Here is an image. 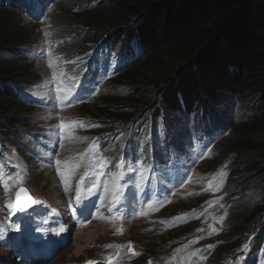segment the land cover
<instances>
[{
	"label": "rangeland",
	"instance_id": "obj_1",
	"mask_svg": "<svg viewBox=\"0 0 264 264\" xmlns=\"http://www.w3.org/2000/svg\"><path fill=\"white\" fill-rule=\"evenodd\" d=\"M5 2L6 0H0L4 7H6ZM44 5V13L38 18L19 13V17L16 19V26L25 30L30 38V43L22 45L19 51L22 52L21 55L23 56L20 61L22 69L27 68L33 72V77L29 79L24 89L29 102L18 111L11 109V105L6 103V108L0 110L3 112L0 113L1 115L10 117L11 120L12 117L15 119L19 117L17 120L19 125L14 126L19 132V138H22L25 143L29 142L25 140L27 132L37 137V142L33 147L34 152H36L34 156H31L29 151L20 149L21 146L18 144L5 146L6 162H13L14 170L8 173L0 170V264H29L14 258L9 248L4 246L9 239V232L21 231L17 226H10L11 220L21 211L7 207L10 203L14 204L19 187L26 188L33 200V207H39V211H41L40 207L51 208L55 214L70 219L73 211L67 209L65 212L68 200L75 196L81 176H84L91 168L94 172V168L98 166L104 168L107 173L105 184L109 189L102 195L104 199L100 201L101 208L112 203V190L116 186L113 182V173L123 171V176L129 178L126 186L122 188L123 192H128L131 179L134 180V184L138 183V190H133L134 196H129L128 203V206L135 205L131 213L136 216L132 218L128 216L126 219L119 220H115L116 217L102 218L82 227L84 231L94 228L100 230L83 248L82 253L75 255L74 258L67 255L68 253L72 254V238L76 229L71 226V219H67L62 229L61 224L58 225L61 232L65 234L64 248L46 264H86L88 261H95L98 264L109 261L116 264H149V262L151 264H264L263 243L251 245L252 247L259 246L256 250V259L252 260L254 262L247 259L246 261L243 260L244 253L250 250L248 244L252 237L248 238L246 244L240 248L237 247V251L243 248V253L233 256L234 250L231 248L235 242L229 230L232 216H229L225 191L228 165L224 160L219 165L215 163L217 161L216 155L220 153L221 149L228 148L227 150H230L237 144V131L239 133L250 131L248 127L252 117L251 112L245 114L246 109L243 110L244 108L240 107L243 111H240L243 113L241 120L246 127L240 130L239 126L234 124L227 131L214 134L201 157L195 158L200 152L202 141L197 140L198 137L193 128L202 132L207 131L208 126L203 125L202 128L198 126L207 119L203 117L201 121H197V117L192 114L187 117H179L176 121L174 118L176 116L170 114L168 121H161L160 118L150 120L141 116L144 110L134 112L135 109L132 107L137 104L136 99H142L149 95L153 88V82L159 78L150 74V76L147 75L146 79L143 77L144 79L137 80L140 77L139 74L144 70L142 68L131 70L128 77H133V80L124 83L129 87L123 85L117 88L118 94L115 93L118 96L116 102L121 105L118 111L121 114L120 119L123 120L117 121L118 118L112 114L114 116L111 115L110 119L106 121L108 126H111L112 129L117 127L116 125L119 123L122 124L119 127L130 126L132 120L139 118V120H143L142 123L145 126L166 125L169 134L164 137L160 131L153 138L146 137L145 142L149 148H152L157 160L148 162V158L140 159L141 151L134 150V148L128 152V159L131 157L133 159L139 158L143 163H138V165L148 168L146 172L131 175L127 167L118 169L116 165L119 159L117 161L116 156H121L123 146L130 144L126 136L128 132L117 134L112 140L116 149L113 147L114 150L107 152L106 150H99L98 144L95 143L96 132L93 130L94 127L99 129L94 123V117L100 116V112L97 110L98 106L103 105L105 99L110 101V98L113 100L115 98L111 97L108 91H104L101 95L93 94L90 99L85 101L71 99L74 87L68 69L75 67L78 62L82 61V56L71 59L75 55L67 56L62 48V44L66 43L56 37L58 30L53 24V20L58 13L60 3L55 6L53 0H45ZM111 25L113 26V24ZM132 59L129 51H117L110 58V63L115 71L127 61L130 63ZM177 60L176 57H165L160 53V60L154 62V65L160 66L158 68L161 76V73L168 71ZM150 69L154 70L153 67ZM108 78V76L102 78L98 85V91ZM140 87L142 93L137 96L132 93L133 88L139 90ZM102 96L108 97L103 98ZM3 101L7 102V100L1 99L0 103ZM6 111L8 112L5 113ZM219 112H221V108L217 110L216 114ZM14 121L16 124V120ZM137 122L134 123L135 132L140 130L139 126L136 125ZM61 123L65 125L63 129L59 127ZM107 128L109 129V127ZM139 133L149 136L143 129ZM59 137H63V139H59ZM51 144L56 146L52 156L55 163L46 164L44 160L48 156L43 153L42 148ZM90 145L95 147L92 153L94 159L89 164L85 153ZM172 145L176 146V151L170 149ZM109 148L111 147L107 149ZM243 149L242 154L247 156L256 153L255 147L251 145ZM110 153L111 158L113 153L115 156L111 160L109 159ZM174 155H179L185 159V164L189 166V169L185 170L184 164L174 170L171 166L172 162L169 167H166ZM252 157L255 158L256 156ZM56 160L62 162L59 165L62 174H57ZM110 162H112L111 165H109ZM73 165L79 166L71 167ZM133 165L131 164V166ZM108 166L112 167L109 168ZM70 167L71 171H69ZM159 170L160 179L157 178L159 181L157 187L156 182L153 181L154 175L149 179V172L159 173ZM249 176L246 174L245 176H237L245 187L244 196L241 195V197L246 202L255 203L261 198L260 192H262L263 186L260 184L263 179ZM185 179L186 181L181 188L172 190L173 187L182 184ZM147 184L151 185L153 190L148 197H142V190ZM139 201L143 207L147 206V208L138 209L136 204ZM50 217L55 216L51 214L46 219L49 221ZM46 224L48 227L52 225L51 222ZM3 240L4 243L1 244ZM129 242L132 244L131 252L128 248ZM36 244L39 245V242ZM233 257L235 260L230 261Z\"/></svg>",
	"mask_w": 264,
	"mask_h": 264
},
{
	"label": "trees",
	"instance_id": "obj_2",
	"mask_svg": "<svg viewBox=\"0 0 264 264\" xmlns=\"http://www.w3.org/2000/svg\"><path fill=\"white\" fill-rule=\"evenodd\" d=\"M54 3H60L53 20L58 30L56 37L66 43L62 48L67 56L75 55L71 59L82 56V69H88L98 54L112 58L117 51H129L133 57L115 70L98 92L101 95L108 91L115 100L105 99L98 106L100 116L94 117V123L99 129H93L96 135L127 131L131 139L135 133V125L119 127V123L112 129L106 121L112 114L119 121L121 105L115 93L133 80L128 75L137 68L144 70L137 80L150 74L159 78L149 95L136 99L132 107L136 113L144 110L142 117L168 121L173 114L177 121L193 114L197 121L206 117L210 125L227 131L234 124L240 130L246 127L240 107L246 109L245 114L251 112L250 131H237V144L230 150L221 149L215 163L219 165L224 160L228 165L225 191L232 216L229 230L235 242L233 256L249 237L253 245L264 242V0H53ZM5 6L0 3V100L7 102L0 103V110L6 108V103L18 111L28 102L23 99L24 89L33 77L30 69H22L23 56L19 52L30 38L16 26L19 13ZM160 53L178 59L161 76L160 66L154 65ZM68 70L69 74L78 71L74 67ZM137 89L132 90L136 96L142 93L141 87ZM219 108L221 112L216 114ZM17 120L19 117L11 120L0 114L2 144H18L19 132L14 126L19 125ZM136 121L139 118L132 123ZM139 123V128L149 127ZM161 127L167 136L166 125ZM150 130L158 131L160 126ZM248 145L255 147L256 153L242 154ZM245 174L263 179L258 202L242 198L245 187L237 176Z\"/></svg>",
	"mask_w": 264,
	"mask_h": 264
},
{
	"label": "snow or ice",
	"instance_id": "obj_3",
	"mask_svg": "<svg viewBox=\"0 0 264 264\" xmlns=\"http://www.w3.org/2000/svg\"><path fill=\"white\" fill-rule=\"evenodd\" d=\"M59 127L61 129H63L65 127V125L63 123H61L59 125ZM59 139H63V137H59ZM94 147H95L94 145H90L89 146V149L86 150V153H85V155L88 158V163L89 164L94 159V156L92 155V153L94 151ZM61 163L62 162L60 160H56V165H57L56 171H57V174H62L61 173V169L59 167V165ZM65 163H67V162H65ZM78 166L79 165H73L71 167H78ZM71 167L69 168V171H71ZM116 167L118 169H122V165L121 164H117ZM86 174H87V172H86ZM123 175H124L123 171H120L119 173H113V177H114V181L113 182H114V184L116 186L112 190L113 191L112 200L115 201V202H119V199H120L121 187H120L118 181L120 179H122ZM80 179H81V181H83L84 176H81ZM108 190H109L108 187L105 186V191L107 192ZM21 193L24 194V199L23 200L21 199ZM80 198H81V191H80L79 186H77V191H76L77 203L80 202ZM103 199H104V197L101 196V200H103ZM32 203H33V201L31 200V197L28 196L27 191L24 188H20V190L16 193V199H15L14 204L13 203H10L9 205H7V207L9 209L16 208L19 211H26L31 206ZM213 231H215V229H213ZM108 247H111V245H108ZM245 247H246V245H245ZM128 248H129V251L131 252L132 251V244H131V242H129ZM133 254H135V253L133 252ZM109 260H111V257H109ZM86 264H96V262L95 261H88V262H86ZM149 264H151V262H149Z\"/></svg>",
	"mask_w": 264,
	"mask_h": 264
},
{
	"label": "bare ground",
	"instance_id": "obj_4",
	"mask_svg": "<svg viewBox=\"0 0 264 264\" xmlns=\"http://www.w3.org/2000/svg\"><path fill=\"white\" fill-rule=\"evenodd\" d=\"M198 126L200 128L204 127L203 123L201 125H198ZM99 230L100 229H98V228H94L91 230L84 231V229L82 227L76 229L74 231L73 238H72L73 239L72 254L68 253L67 256L70 258H74L75 255L81 254L82 253L81 251L83 250V248H85V246L97 235Z\"/></svg>",
	"mask_w": 264,
	"mask_h": 264
},
{
	"label": "water",
	"instance_id": "obj_5",
	"mask_svg": "<svg viewBox=\"0 0 264 264\" xmlns=\"http://www.w3.org/2000/svg\"><path fill=\"white\" fill-rule=\"evenodd\" d=\"M20 188H24V189L26 190V188L23 187V186H20V187H19V190H20ZM19 190H18V191H19ZM26 191H27V190H26ZM27 194H28V191H27ZM28 196H29V194H28ZM21 199H22V200L24 199V194H23V193H21ZM31 200H32V199H31ZM32 201H33V200H32ZM14 202H15V201H14ZM32 204H33V203H32ZM32 204H31V206H32ZM31 206H30V207H31Z\"/></svg>",
	"mask_w": 264,
	"mask_h": 264
},
{
	"label": "clouds",
	"instance_id": "obj_6",
	"mask_svg": "<svg viewBox=\"0 0 264 264\" xmlns=\"http://www.w3.org/2000/svg\"><path fill=\"white\" fill-rule=\"evenodd\" d=\"M42 1V0H41Z\"/></svg>",
	"mask_w": 264,
	"mask_h": 264
}]
</instances>
